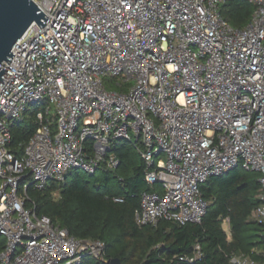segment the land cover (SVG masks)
<instances>
[{
	"label": "built area",
	"instance_id": "2783aa9c",
	"mask_svg": "<svg viewBox=\"0 0 264 264\" xmlns=\"http://www.w3.org/2000/svg\"><path fill=\"white\" fill-rule=\"evenodd\" d=\"M33 1L46 25L33 22L1 66L0 264L105 260L104 242L75 238L28 207V188L63 185L73 170L117 169L118 140L146 166L138 226L200 223L210 204L201 185L237 167L260 173L250 219L264 225V0H248L254 10L241 28L220 13L229 0ZM103 77L131 86L110 91ZM36 104L37 128L16 158L9 123ZM200 257L196 247L180 260Z\"/></svg>",
	"mask_w": 264,
	"mask_h": 264
},
{
	"label": "trees",
	"instance_id": "16d2710c",
	"mask_svg": "<svg viewBox=\"0 0 264 264\" xmlns=\"http://www.w3.org/2000/svg\"><path fill=\"white\" fill-rule=\"evenodd\" d=\"M253 10L248 0H229L220 7L222 17L238 28L248 23ZM35 113L24 117L21 126L16 121L9 123L7 149L16 158L21 157L24 144L37 128ZM132 147L128 141H114L112 151L120 162L118 168L111 171L101 167L88 175L94 180L81 179L73 170L63 185L53 182L41 190L32 185L28 188L27 206L37 215L49 217L75 238L106 244L105 260L88 255L81 264H105L112 258L122 264H234L229 260L232 254L249 255L257 264H264V225L250 219L259 204L260 173L237 167L209 178L200 187L202 198L210 202L200 223L180 226L160 221L155 226H138L134 216L140 196L150 188L145 181L146 166ZM111 179L115 184L109 188ZM226 219L230 236L223 228ZM4 247L5 239L0 235V253ZM196 247L201 253L199 259L180 260L191 258Z\"/></svg>",
	"mask_w": 264,
	"mask_h": 264
},
{
	"label": "water",
	"instance_id": "95a60500",
	"mask_svg": "<svg viewBox=\"0 0 264 264\" xmlns=\"http://www.w3.org/2000/svg\"><path fill=\"white\" fill-rule=\"evenodd\" d=\"M46 18L33 0H0V77L6 71L1 66L9 64L14 56L11 50L17 41L33 22L44 27ZM104 263L122 264L118 258Z\"/></svg>",
	"mask_w": 264,
	"mask_h": 264
},
{
	"label": "rangeland",
	"instance_id": "374dc122",
	"mask_svg": "<svg viewBox=\"0 0 264 264\" xmlns=\"http://www.w3.org/2000/svg\"><path fill=\"white\" fill-rule=\"evenodd\" d=\"M222 6V5H221ZM220 6V7H221ZM102 80H103V84H104V86L106 87V89H108V90H110V91H117V92H126V91H128V89H129V87L131 86V83L130 82H128L127 84H124L123 82H122V79H120V78H110V77H103L102 78ZM117 83H119V84H121L122 85V87H119V86H117ZM44 108V105L43 104H36V105H31V106H29V108L27 109V111H26V113H25V118H27L28 119V117L30 116V114H32V113H35L36 111H39V110H42ZM17 125H23V124H17ZM132 150L134 151V152H137L136 150H135V148H133L132 147ZM22 156V155H21ZM21 158V157H20ZM159 158H162V155H160L159 156ZM74 172V175H77L79 178H81V179H90V180H94L92 177H89L88 176V174L85 172V171H83V170H81V169H78V170H74L73 171ZM92 178V179H91ZM114 184H115V179H111L109 182H108V184H107V186L109 187V188H112L113 186H114ZM23 187V183H21V188ZM158 188V187H157ZM20 193H21V191H20ZM223 228H224V230H227V224H223Z\"/></svg>",
	"mask_w": 264,
	"mask_h": 264
}]
</instances>
